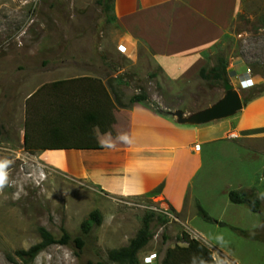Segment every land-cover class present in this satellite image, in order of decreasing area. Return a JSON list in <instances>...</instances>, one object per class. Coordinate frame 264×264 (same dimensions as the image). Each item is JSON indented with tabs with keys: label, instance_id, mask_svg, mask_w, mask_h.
Returning <instances> with one entry per match:
<instances>
[{
	"label": "rangeland",
	"instance_id": "obj_1",
	"mask_svg": "<svg viewBox=\"0 0 264 264\" xmlns=\"http://www.w3.org/2000/svg\"><path fill=\"white\" fill-rule=\"evenodd\" d=\"M101 1L0 0V264H118L109 260V252L128 246L149 216L154 237L139 252L140 264H159L167 250L187 247V238L238 264H264V135L205 148L193 190L179 210L149 196L106 195L85 179L47 166L38 158L40 150L25 148L26 130L32 145L76 141L77 132L59 138L51 123L66 108L72 115L71 103L86 107L93 99H112L127 108L135 95L144 94L143 105L156 112L172 116L180 110L189 116L225 95L224 86H210L198 74L171 83L144 49L130 57L120 53L113 11ZM219 57L229 67L241 63L256 79L248 91L234 86L244 98L264 92V0H244L229 32L210 52L208 66H217ZM77 76L62 90H51L53 81ZM68 127L66 122L63 128ZM234 190L256 194L260 214L231 203ZM199 206L215 222L205 221ZM94 210L102 223L85 234L82 224ZM39 228L57 240L64 231L72 239L82 237L84 245H51L34 259L18 255L41 243Z\"/></svg>",
	"mask_w": 264,
	"mask_h": 264
},
{
	"label": "crops",
	"instance_id": "obj_2",
	"mask_svg": "<svg viewBox=\"0 0 264 264\" xmlns=\"http://www.w3.org/2000/svg\"><path fill=\"white\" fill-rule=\"evenodd\" d=\"M243 5L244 0H114L113 39L128 57L144 49L171 83H180L209 64L210 52L225 38ZM228 75L236 88H251L245 81L252 77L241 63L228 66ZM112 104L113 123L97 130L91 122L102 149L40 150L38 158L111 197L149 196L179 210L193 190L205 148L236 140L228 138L230 133L239 138L264 135V93L246 105L243 101V110L233 117L200 126L181 125L143 103L125 108L111 99ZM103 135L109 140H102ZM197 144L200 152L195 151Z\"/></svg>",
	"mask_w": 264,
	"mask_h": 264
},
{
	"label": "trees",
	"instance_id": "obj_3",
	"mask_svg": "<svg viewBox=\"0 0 264 264\" xmlns=\"http://www.w3.org/2000/svg\"><path fill=\"white\" fill-rule=\"evenodd\" d=\"M113 3L114 0L101 1V5L107 8V10L111 9L112 11ZM198 76L202 80L206 81L210 86H224V82L229 81L228 64L222 57H219L217 66H214L212 68H210L208 65L205 66L199 71ZM67 83L69 82L60 81L53 83L52 86L55 89H61V87H63ZM91 92L95 94L97 91L92 89ZM263 93L260 94L262 95ZM261 95H252L250 99L244 98V104L246 105L249 101L260 97ZM147 100L148 98L146 95L139 94L135 95L131 99V102L132 104L146 103ZM71 105L72 108H70V111H72V115L71 113H67L68 109L66 108L64 109L61 119H53L51 123L55 124V135L59 138L64 139L66 138L63 137L64 135L66 136L70 135L73 132H77L78 138L76 141H60L43 145L41 143H38V145H32L30 143V134L26 130L24 131L23 137L25 148L31 151L61 149H102L103 146L97 140L91 122H94L96 126H99L97 130H99L100 127L107 122L113 123V104L111 105V102L109 100L108 102H106L93 99L91 101V104L87 105L86 107H83L82 103L81 105L80 103L78 105L71 103ZM61 107L62 106H60V108ZM75 111L77 113H75ZM158 113L165 114L163 112ZM66 122L71 125V127H68V129H71L70 131L68 129L66 130L63 128ZM45 135H43L41 138L46 137ZM38 142L40 141L38 140ZM229 200L231 203L236 205H246L248 209L255 214H260L261 212L260 201L257 195L254 193H249L245 190L230 191ZM198 209L199 215L203 217L205 221L215 222V220L211 216H209V214L201 206H199ZM150 219V216L145 218L142 229H140L137 235L130 240L128 246L109 252V260L111 262L118 264H140L138 259L139 252L143 250L154 237L151 229ZM101 223L102 215L100 211L94 210L90 213L88 219L82 224V229L84 233L87 234L93 226H100ZM39 233L42 239L41 243L31 247L28 251H20L17 254L20 256L29 257L30 259H34L37 254H39L42 250L51 245H69L71 241H74L78 248H82L84 245V240L82 237L72 239V237L66 231H64L62 238L59 240L55 239L52 234L45 228H39ZM187 240V247H175L174 249L167 250L165 257L159 264H215L212 259V253L206 245L202 244L201 242L195 239L187 238ZM96 264L105 263L98 262Z\"/></svg>",
	"mask_w": 264,
	"mask_h": 264
},
{
	"label": "water",
	"instance_id": "obj_4",
	"mask_svg": "<svg viewBox=\"0 0 264 264\" xmlns=\"http://www.w3.org/2000/svg\"><path fill=\"white\" fill-rule=\"evenodd\" d=\"M225 95L215 104L206 109L195 112L186 116L183 111H175L172 113L181 125L200 126L214 121H219L233 117L243 110L244 104L238 90L229 82H224Z\"/></svg>",
	"mask_w": 264,
	"mask_h": 264
},
{
	"label": "built area",
	"instance_id": "obj_5",
	"mask_svg": "<svg viewBox=\"0 0 264 264\" xmlns=\"http://www.w3.org/2000/svg\"><path fill=\"white\" fill-rule=\"evenodd\" d=\"M248 72L250 74V70ZM245 83L249 87H252V86L255 85V82H254L253 78H250V79L246 80ZM228 138L229 139H238L239 136L237 134H235V133H230L228 135ZM195 151L196 152H200L201 151V145L200 144L195 145ZM210 251L212 253V259H213L215 264H238L234 260H231V258H229L228 256H225V255L223 256L222 253H219L216 250H210ZM152 259L153 258H151L149 262H152Z\"/></svg>",
	"mask_w": 264,
	"mask_h": 264
},
{
	"label": "clouds",
	"instance_id": "obj_6",
	"mask_svg": "<svg viewBox=\"0 0 264 264\" xmlns=\"http://www.w3.org/2000/svg\"><path fill=\"white\" fill-rule=\"evenodd\" d=\"M0 186H3V177L0 175Z\"/></svg>",
	"mask_w": 264,
	"mask_h": 264
}]
</instances>
